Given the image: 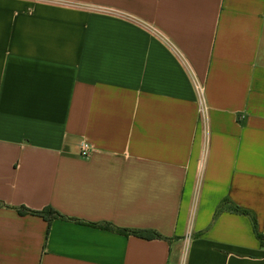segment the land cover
<instances>
[{"label":"crops","instance_id":"1","mask_svg":"<svg viewBox=\"0 0 264 264\" xmlns=\"http://www.w3.org/2000/svg\"><path fill=\"white\" fill-rule=\"evenodd\" d=\"M253 218L264 0H0V264H264Z\"/></svg>","mask_w":264,"mask_h":264},{"label":"trees","instance_id":"2","mask_svg":"<svg viewBox=\"0 0 264 264\" xmlns=\"http://www.w3.org/2000/svg\"><path fill=\"white\" fill-rule=\"evenodd\" d=\"M233 211H235L237 213H241V214H247L246 212H243V211L239 210L236 207L233 208ZM19 213L20 214L30 213V214L39 215V216H42V217H45V218H46V215L55 214L54 211H52L51 209H47V210L41 211V212H36V211H29V210H27L25 208L20 209ZM252 221H253L254 230H255V233H256V236H257L258 240L261 242V244H264V235H262V234H260L258 232L256 220L253 218ZM123 231L125 233H127V234H133V235H136V236H141V237H143L145 239L162 238L160 235H158L156 233L136 232V231H129V230H123Z\"/></svg>","mask_w":264,"mask_h":264},{"label":"built area","instance_id":"3","mask_svg":"<svg viewBox=\"0 0 264 264\" xmlns=\"http://www.w3.org/2000/svg\"><path fill=\"white\" fill-rule=\"evenodd\" d=\"M194 86L197 93L198 101L200 104V115L202 119L205 121L207 117V103L205 97V87L203 83H201L198 79H194ZM80 148V156L86 158L90 155L92 148L87 142H82L79 146Z\"/></svg>","mask_w":264,"mask_h":264}]
</instances>
